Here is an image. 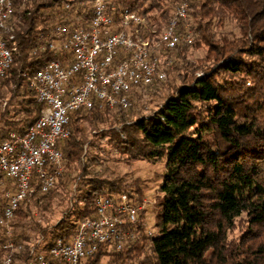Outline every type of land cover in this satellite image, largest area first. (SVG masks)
Returning <instances> with one entry per match:
<instances>
[{"label": "trees", "instance_id": "trees-1", "mask_svg": "<svg viewBox=\"0 0 264 264\" xmlns=\"http://www.w3.org/2000/svg\"><path fill=\"white\" fill-rule=\"evenodd\" d=\"M182 4L188 8L187 19L177 27L183 39L172 50L153 53L170 63L166 79L137 87L130 95L133 103L147 92H167L163 106L133 121V104L70 115L71 135L60 147L63 175L48 193L37 186L16 212L13 242L24 247L18 263L28 258L32 247L43 250L58 238L69 240L80 221L95 215L102 196L118 199L125 194L133 206H143L144 192L137 185L126 177H106L113 175L109 168L94 170L100 163L92 153L94 145L83 137L85 125L95 130L102 124H120L109 135L93 133L125 160L167 157L155 201L156 232L148 231L144 208L135 224L125 225L129 237L122 250L103 245L86 264H264V121L250 114L261 109L253 106L259 99L241 108L226 96L232 80L248 76L257 81L259 69L264 81V0L108 1L115 8L116 24L126 12L145 19L148 27L142 36L154 48ZM20 7L12 21L18 53L0 85V99L7 102L0 114L3 139L12 131L25 133L41 115L43 105L30 78L50 61L69 57L68 52L50 49L56 27L88 29L93 17L90 0H25ZM188 35L192 43L185 40ZM202 46L209 49L204 62H189V51ZM176 72L177 85L176 78L169 79ZM1 194L0 216L5 205ZM58 212L59 223L50 230ZM239 220L247 229L238 240H230ZM0 234L1 261L6 238L2 229Z\"/></svg>", "mask_w": 264, "mask_h": 264}, {"label": "built area", "instance_id": "built-area-1", "mask_svg": "<svg viewBox=\"0 0 264 264\" xmlns=\"http://www.w3.org/2000/svg\"><path fill=\"white\" fill-rule=\"evenodd\" d=\"M21 1L25 0H0V85L18 53L12 21L22 11ZM108 1L90 0L93 17L88 29L56 27L50 49L68 52L69 57L50 61L30 78V87L43 105L40 117L25 133L12 131L7 138L0 137V190L5 198L0 229L6 238L0 264H86L103 245L122 250L129 237L125 225L135 224L144 209V205L133 206L125 194L118 199L102 196L96 201L95 215L80 221L69 240L58 238L43 250L32 247L28 258L17 262L24 247L13 242L16 212L36 193L37 186L48 193L63 175L60 147L71 135L70 115L105 107L130 108L135 88L167 77L170 63L153 53L158 48L172 50L183 39L177 27L187 19V4L179 6L154 48L142 36L148 27L145 19L126 12L116 24L112 16L115 8L109 7ZM185 40L192 43L193 39L188 35ZM6 105L0 99V114Z\"/></svg>", "mask_w": 264, "mask_h": 264}, {"label": "rangeland", "instance_id": "rangeland-1", "mask_svg": "<svg viewBox=\"0 0 264 264\" xmlns=\"http://www.w3.org/2000/svg\"><path fill=\"white\" fill-rule=\"evenodd\" d=\"M209 49L207 47H200L196 49H191L187 55V60L189 62L201 61L204 62L203 57L206 56ZM245 58H248L247 56ZM172 67V66H171ZM170 67V68H171ZM255 74L257 77V81H261V70L257 71ZM200 76V75H199ZM174 81V84H179V78L176 73L170 74V80ZM252 78L248 76H244L241 78H237L236 81L232 80L229 86L227 87V97L234 99L239 102L241 108H246V105H249L248 102H253L254 100H258L259 102L250 103L253 104L256 108H261L256 110L252 114H256L259 121H264V81H261V84H257ZM258 81V83H259ZM167 97V92H161L160 94L155 95L154 92H147L144 98H135L133 101L132 115L129 120L135 119L137 116H151L158 112V110L163 106L164 99ZM112 125L102 124L99 125L95 130L90 129V126L85 125L83 131V137L87 140H90L94 145L92 149V153L98 158L100 165H95L93 168L96 172H102L104 168H109V171L113 175L105 174L106 177L116 178L117 176L126 177L129 182L137 185L136 188L142 190L144 192V208L147 209V223H148V231L151 233L156 232L155 227V201L157 197L160 195L159 187L163 180V175L165 174L167 167V157L156 160V161H148L144 159L140 160H125L123 156L117 155V152L108 145L106 142H101L98 139L97 135H95V131L103 132L105 134L111 133L110 130L115 128V130H119L121 128L120 124L115 125V127H111ZM134 180V182H132ZM2 191L0 190V200L2 197ZM58 210V209H57ZM60 210V209H59ZM59 213V212H58ZM60 218V213L57 214L51 223V228L55 224H58L59 221L56 218ZM35 218H40L39 212L35 211ZM58 218V219H59ZM56 219V221H54ZM41 223L45 226L44 222ZM247 229V224H245L242 220L237 222L236 228L229 234L230 240H238ZM106 261V260H105ZM103 264V263H101Z\"/></svg>", "mask_w": 264, "mask_h": 264}]
</instances>
